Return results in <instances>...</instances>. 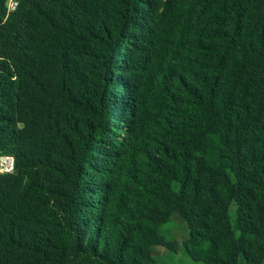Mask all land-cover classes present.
<instances>
[{
    "label": "trees",
    "instance_id": "16d2710c",
    "mask_svg": "<svg viewBox=\"0 0 264 264\" xmlns=\"http://www.w3.org/2000/svg\"><path fill=\"white\" fill-rule=\"evenodd\" d=\"M0 155V264H264V0H0Z\"/></svg>",
    "mask_w": 264,
    "mask_h": 264
},
{
    "label": "rangeland",
    "instance_id": "374dc122",
    "mask_svg": "<svg viewBox=\"0 0 264 264\" xmlns=\"http://www.w3.org/2000/svg\"><path fill=\"white\" fill-rule=\"evenodd\" d=\"M14 3L8 2V7L12 9ZM234 206L231 207L233 210ZM160 233L174 243V251H169L164 247L156 246L153 254L156 264H202L190 260L183 250L182 243L189 237V230L185 221L179 214H173L170 220L160 228Z\"/></svg>",
    "mask_w": 264,
    "mask_h": 264
},
{
    "label": "built area",
    "instance_id": "2783aa9c",
    "mask_svg": "<svg viewBox=\"0 0 264 264\" xmlns=\"http://www.w3.org/2000/svg\"><path fill=\"white\" fill-rule=\"evenodd\" d=\"M13 7L14 6H12V8ZM12 171H13V157L0 155V174L11 173Z\"/></svg>",
    "mask_w": 264,
    "mask_h": 264
}]
</instances>
